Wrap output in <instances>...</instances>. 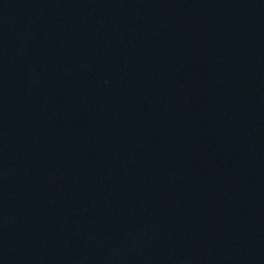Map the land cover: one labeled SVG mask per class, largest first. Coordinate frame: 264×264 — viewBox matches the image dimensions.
I'll return each instance as SVG.
<instances>
[{
	"label": "water",
	"instance_id": "obj_1",
	"mask_svg": "<svg viewBox=\"0 0 264 264\" xmlns=\"http://www.w3.org/2000/svg\"><path fill=\"white\" fill-rule=\"evenodd\" d=\"M0 264H264V0H0Z\"/></svg>",
	"mask_w": 264,
	"mask_h": 264
}]
</instances>
